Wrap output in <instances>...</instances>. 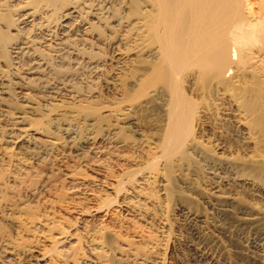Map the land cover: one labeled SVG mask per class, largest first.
I'll return each mask as SVG.
<instances>
[{
  "label": "rangeland",
  "instance_id": "rangeland-1",
  "mask_svg": "<svg viewBox=\"0 0 264 264\" xmlns=\"http://www.w3.org/2000/svg\"><path fill=\"white\" fill-rule=\"evenodd\" d=\"M93 41L101 46L95 45V52L104 55L101 71L95 75L82 67L76 84L70 83L78 85L80 93L46 89L36 97L39 110L27 111L36 126L49 129L35 134V145L16 147L18 160L30 167L27 186L34 191L22 187L23 192L12 194L20 225L0 219V229L19 249L32 253L50 250L55 238L54 231L27 223L32 215L48 209L60 222L74 224L75 253L64 258L55 251L50 264L92 260L87 247L92 235L108 247L127 243L139 254L158 257L157 264H264V99L258 97L264 85L251 78L254 93L248 102L253 108L246 110L234 92L236 83L219 85L211 76L188 70L181 87L192 103L193 133L183 152L165 154L168 102L160 97L154 104H142L138 86L132 84V68L120 69L116 63L118 46ZM259 48L257 44L254 50ZM22 68L19 76L25 72ZM15 93L13 113L21 104ZM47 93L54 108L43 105ZM54 118L73 120L76 139L67 142L47 124ZM87 137H95L96 143H87ZM7 140L0 136L3 162H10L4 150L11 147ZM82 183L91 185L83 192L96 200L69 197L68 187ZM44 185L51 187V195ZM139 198L145 199L143 204L128 207ZM99 204L103 210L92 212ZM74 207L88 215L78 219L71 212ZM133 224L139 235L133 233ZM19 254L16 260L8 259L11 264H31ZM104 259L127 264L111 252ZM6 260L0 250V264H10Z\"/></svg>",
  "mask_w": 264,
  "mask_h": 264
},
{
  "label": "bare ground",
  "instance_id": "bare-ground-1",
  "mask_svg": "<svg viewBox=\"0 0 264 264\" xmlns=\"http://www.w3.org/2000/svg\"><path fill=\"white\" fill-rule=\"evenodd\" d=\"M93 39L118 46L116 63L120 69L132 68V84L138 86L142 104L150 105L160 97L168 102L167 109L164 107L167 126L162 139L165 154L183 152L193 133L192 103L181 87L182 75L188 70L211 76L219 85L227 80L236 83L234 92L240 95L237 96L239 103L246 110L253 108L248 102L254 93L251 78L257 77L258 85H264V66H261L264 62V0H0V114L3 112L0 136L7 137L11 143V147L4 149L10 162L0 160L1 220L20 223V219L14 217L16 206L12 194L22 187L34 191L32 186H27L30 167L18 160L16 147L35 145L38 142L35 134L49 129L36 126L27 111L39 110L40 101L36 97L46 89L80 93V87L73 84L79 79L82 67H89L95 75L101 71L104 55L97 53L99 49L95 52L94 46L98 44L92 42ZM257 44L260 48L254 50ZM19 67L25 68L23 74L19 73L22 76L18 75ZM59 79L63 84L61 88ZM263 89L258 93L262 99ZM13 93L21 102L15 105L14 109L18 110L14 113L11 112L16 101ZM43 98L45 107L54 108L50 93ZM72 122L54 118L47 124H53L62 138L72 142L78 135V127ZM85 140L91 145L96 143L95 137ZM43 187L51 195V187ZM89 187V183L71 184L69 197L79 201L96 200L93 194L83 192ZM144 200H128V207L136 208ZM93 207L95 213L103 210L100 204ZM71 212L78 219L88 215L77 207L71 208ZM27 223L41 231H54L52 248L32 253L19 249L20 244L12 243L2 228L0 250L7 260H16L22 253L23 259L28 258L31 264H50V256L55 251L64 258L73 256L78 242L74 224L60 222L48 209L32 215ZM132 227L133 233H141L136 225ZM87 247L93 259L81 257L73 264H108L104 256L109 252L119 255L127 264L160 262L158 257L135 252L127 243L108 247L95 235L89 238Z\"/></svg>",
  "mask_w": 264,
  "mask_h": 264
}]
</instances>
